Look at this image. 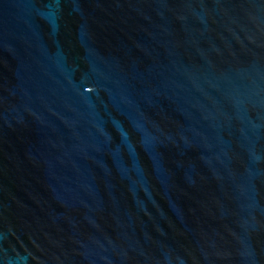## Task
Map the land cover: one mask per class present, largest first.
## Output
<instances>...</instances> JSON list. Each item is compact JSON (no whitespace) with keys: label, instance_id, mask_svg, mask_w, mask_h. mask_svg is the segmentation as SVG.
<instances>
[{"label":"water","instance_id":"95a60500","mask_svg":"<svg viewBox=\"0 0 264 264\" xmlns=\"http://www.w3.org/2000/svg\"><path fill=\"white\" fill-rule=\"evenodd\" d=\"M0 264H264V0H0Z\"/></svg>","mask_w":264,"mask_h":264}]
</instances>
